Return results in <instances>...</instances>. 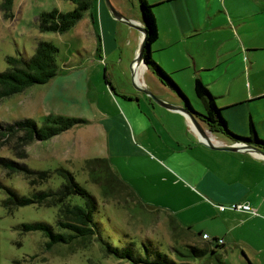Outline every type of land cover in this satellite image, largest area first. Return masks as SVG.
I'll use <instances>...</instances> for the list:
<instances>
[{"label": "rangeland", "instance_id": "1", "mask_svg": "<svg viewBox=\"0 0 264 264\" xmlns=\"http://www.w3.org/2000/svg\"><path fill=\"white\" fill-rule=\"evenodd\" d=\"M100 1L103 11L109 13L116 21L114 26L107 28L105 42L107 52L102 57L98 55L97 49L99 42L102 47L104 46L100 32L98 0L94 10V21L91 16L93 9L87 10L80 20L62 33L39 31L37 17L41 11H49L53 8L63 12L71 10L74 4L70 0H14L11 17L5 16L0 8V71L7 67L6 56H31L38 40L51 41L58 47L56 61L59 67L71 66L64 72H58L45 84H34L21 92L0 99V122L31 117L41 125L44 116L49 113L87 120L51 139L30 143L26 147L28 155L22 161L33 169H54L63 166L72 171L76 180L94 195L98 204V211L94 215L96 219L103 224V227L110 226L111 229L105 227L103 230L106 239L115 240L118 235L126 233L135 240L140 249L141 239L149 238L154 249L165 251L176 260L171 246L176 245L174 241L177 239L169 231L165 217L147 209L137 208L133 203L128 202L126 209L113 201L104 200L99 186L88 180L86 172L82 170L86 158L108 156L107 134L114 125L111 122L114 117L116 125L120 126L117 128V137L121 140L126 153L118 154L110 150L111 166L126 171L124 176L138 186V190L145 198H155L154 193L160 191L166 184L163 183L161 174L168 164L172 149L177 142L185 145L191 139L187 133L188 130L191 132V128L185 123L184 115L182 114L184 119L182 121L170 110H167L169 113L164 112V108H160L159 105H155L156 110L151 109V112L155 111L156 118L152 116V119H157L158 132H149L148 135L131 134V138L123 132L124 124L121 117L128 123L125 117L129 114L127 108L135 110L139 108V102L146 107L145 103L148 100L152 101L143 91L144 89L160 99H163L160 95H168L175 99H178V96L164 85L161 86L162 89H158V93H155L153 90L159 85V80L154 74H152L153 78L145 75L147 85L137 83V74L133 77L131 67L135 56L131 57L130 53L134 43L133 33L137 29L116 19L106 1ZM109 1L115 8L112 1ZM113 1L115 4L126 6L134 15L141 18L138 0ZM199 2L200 9L194 10L193 18L195 21H200V28L193 27L185 42H178L162 52L165 66L171 64L172 53L175 52L190 51L197 58H202L201 55H204L211 64H216L214 62L217 57L228 54L231 66L235 70L241 68L245 77L249 76L252 86H264V0H199ZM148 4L152 5L151 9L156 12L154 17L159 20L162 18L164 21L171 14L168 5L158 6L159 10L164 9L160 12L157 10L158 7L153 6L154 3L148 2ZM188 18H190L189 14ZM154 46L155 42L151 44V48ZM153 55L158 61L159 52L154 51ZM188 57L191 74L194 75L193 61L190 55ZM218 68L216 66L212 71L203 73H212ZM185 71L173 74L181 85L172 78L184 92H187L185 94L194 109L202 113L204 111L202 103L195 97L190 84L183 78ZM227 83H233L235 91L241 86L238 78L230 81L228 76L217 79L212 86L214 90H225ZM226 99L227 96L217 98L215 101L218 105ZM196 118L199 121V118ZM201 126L206 128L204 123ZM214 134L225 138L219 133ZM0 157L14 158L11 149L6 146H0ZM61 181L60 177L55 176L49 182L36 184L35 187L56 188ZM0 183L14 188L20 194L30 195L32 191L22 174H8L1 167ZM5 197V190L0 187V264L117 262L112 257H104L94 241L83 247L78 244L70 246L59 244L45 250L46 238L41 231L23 232L21 224L46 221L55 227L57 208L26 205L17 207L10 213L1 203ZM55 229L58 230L57 227ZM178 242L183 249L182 242ZM222 254L221 262H209L206 257H201L193 260L192 264H249L240 248L226 247ZM119 264L133 263L122 260Z\"/></svg>", "mask_w": 264, "mask_h": 264}, {"label": "crops", "instance_id": "2", "mask_svg": "<svg viewBox=\"0 0 264 264\" xmlns=\"http://www.w3.org/2000/svg\"><path fill=\"white\" fill-rule=\"evenodd\" d=\"M111 1L126 18L138 26L144 25L142 18H138L126 6ZM96 2L97 0H95L92 8L93 21ZM148 2L154 3V7L168 5L167 8L171 12L164 21L162 18L159 20L155 17L158 38L154 41L156 47L151 48L150 46L152 58L155 60L153 54L154 51H158L159 60L156 61V59L155 61L173 78V74L186 70L183 78L190 84L193 91L194 80L198 77L215 95V99L227 96V99L220 102L218 106L222 108L221 112L228 127L240 136H247L248 121L251 118L258 136L264 139V86H252L248 79L249 76L245 77L241 68L235 70L231 66V59L228 54L217 57L216 62H214L216 64H211V61L206 60L204 55H201L204 58H197L195 55L194 57L190 51H187L188 53H172L171 64L168 66H165L162 60L164 50L178 42H185L193 27L195 29L200 28V21H195L193 18L194 10L200 9L198 7L200 6L199 0H148ZM98 9L100 32L104 41L102 47L99 42L100 39L98 40L100 44L98 55L102 57L107 52L105 45L107 28L114 26L116 21L109 13L103 11L100 0H98ZM159 9L160 7L157 8V10ZM163 10L159 11L162 12ZM152 12L156 16V12L154 10ZM188 14L190 18H188ZM141 37L142 34L137 29L133 33L132 41L134 43L130 50L131 57L135 56ZM187 54L192 58L194 75L191 74V63ZM238 56L240 57V54ZM216 66L219 67L216 71L203 73L204 71H212ZM133 72L134 75L138 74L137 80L140 85H147L145 75L153 78L152 74H154L151 68L141 64L134 68ZM225 76H228L230 81L238 78L241 84L239 90H233V83H227L225 90H214L212 84L217 79L225 78ZM176 81L180 84L179 80ZM158 84L157 88L155 87L153 90L155 93H158V89H162L161 86L164 85L160 80ZM179 87L181 88V86ZM160 96L174 105L184 106L179 97L175 99L168 95ZM145 104L146 107H143L139 102V108H135V110L127 108L129 114L125 117L128 123L125 118L121 117L124 124L123 132L127 137L131 138V134L148 135L149 132H158L157 119H152V116H155V111L151 112V109L156 110L155 105L158 106V104L149 100ZM159 107L162 106L159 105ZM163 110L169 113L167 110L170 109L164 108ZM170 112L176 114L182 121H184L183 117L185 118V123L191 128V132L187 131L191 139L185 145L177 142L172 149L168 164L161 174V179L166 184L160 191L154 193L155 198H145L142 192L138 190V186L124 176L126 171L118 169L119 172L113 165L112 168L152 209H160L173 215L181 225L190 227L194 232L206 234L208 239L221 240L222 242L219 244H223L224 249L226 247L240 248L249 264H264V156L246 150L227 151L209 148L201 142L197 130L187 116L184 114L183 116L176 110H170ZM111 122L114 125L111 127V132L107 134L106 151L108 156H104L108 157L110 162V150H114L118 154L126 153L121 140L117 137V128L120 126L116 125L114 117ZM199 122L204 123L200 119ZM161 128L163 129L162 126ZM205 131L213 143L229 144L232 142L223 134L210 131L207 125ZM214 133H219L225 138ZM232 203H247L253 211L229 208L220 210V206L226 207Z\"/></svg>", "mask_w": 264, "mask_h": 264}, {"label": "trees", "instance_id": "3", "mask_svg": "<svg viewBox=\"0 0 264 264\" xmlns=\"http://www.w3.org/2000/svg\"><path fill=\"white\" fill-rule=\"evenodd\" d=\"M13 1H1L0 8L5 16H12ZM70 1L74 4L71 10L63 12L53 8L49 11H41L37 17L39 31L65 32L83 17L85 11L92 9L95 3V0ZM138 2L141 18L147 29L146 44H152L158 38L152 5H149L147 0H138ZM97 49L100 50L99 43ZM58 51V47L51 41L38 40L31 56H6L7 67L0 71V99L21 92L31 85L45 84L58 72L68 70L71 66H58L56 61ZM143 61L152 69L160 82L177 94L188 111L202 120L210 131L219 132L232 141H241L264 149V139L258 136L251 118L248 121L247 136H240L228 127L221 112L222 108L216 104L215 96L200 78L197 77L194 80V94L202 103L204 109L202 113L194 109L184 91L152 58L151 50L145 51ZM86 121L80 117L49 113L44 116L41 125H38L31 117L12 122H0V146L10 148L14 156V158L0 157V167L8 174H22L32 188L30 195H24L0 183V187H3L6 192V197L1 202L2 205L10 213L17 207L26 205L57 208L55 227L58 230L46 221H34L22 223V231H41L46 238L45 250L59 244L68 246L78 244L83 247L94 241L104 257H112L117 261L113 264H119L122 260H128L133 264H192L193 260L201 257H206L209 262H221L222 252L225 251L223 244H219L221 240L203 238L204 233L194 232L190 227L181 225L173 215L160 209H152L117 174L108 157L98 156L84 160L82 170L86 172L88 180L99 186L106 201H113L116 205L126 209L128 202L133 203L137 208L147 209L165 217L169 231L177 239L174 241L176 245L171 246L176 260L171 258L167 252L154 249L149 238L141 239L140 249L135 240L126 233L118 235L115 240L106 239L103 236V230L110 226L103 227V224L96 219L94 215L98 211L97 201L94 195L76 180L72 171L63 166L54 169H33L22 161L28 155L26 147L30 143L51 139L68 128ZM55 176L62 179L56 188L37 189L35 187L36 184L49 182ZM178 241L182 242L183 249L180 248Z\"/></svg>", "mask_w": 264, "mask_h": 264}, {"label": "water", "instance_id": "4", "mask_svg": "<svg viewBox=\"0 0 264 264\" xmlns=\"http://www.w3.org/2000/svg\"><path fill=\"white\" fill-rule=\"evenodd\" d=\"M106 3L109 6V9L112 13V15L118 19L121 22H124L132 27L137 28L141 34V41L138 47V50L135 54V57L131 63L132 69L136 68L138 65H145V62L143 61V57H144V53L147 50H150V46L151 44H146L147 42V29L144 25H136L134 22H132L130 19L126 18L120 11H118L117 9L113 8L112 5L110 4L109 0H105ZM133 77H134V72H133ZM143 90V89H141ZM150 98L153 102L157 103L158 105L170 109V110H176L182 114H184L185 116L188 117V119L190 120L191 124L194 126V128L197 130L198 135L201 138V142L206 145L209 148L212 149H221V150H227V151H239V150H246L248 152H254L257 153L261 156H264V149L249 144V143H245V142H241V141H232L229 144H216L213 143L212 141H210V139L208 138L206 131L204 128H202L200 122L197 120L196 116L191 113L190 111H188V109L185 106H178V105H174L168 101H165L163 99H160L158 97H156L153 93H151L149 90L144 89L143 90Z\"/></svg>", "mask_w": 264, "mask_h": 264}, {"label": "built area", "instance_id": "5", "mask_svg": "<svg viewBox=\"0 0 264 264\" xmlns=\"http://www.w3.org/2000/svg\"><path fill=\"white\" fill-rule=\"evenodd\" d=\"M225 208H229V209H232V210H242V211H253V209L251 208V206L247 203H232L228 206H220V210H224ZM203 238H207V235H203Z\"/></svg>", "mask_w": 264, "mask_h": 264}, {"label": "bare ground", "instance_id": "6", "mask_svg": "<svg viewBox=\"0 0 264 264\" xmlns=\"http://www.w3.org/2000/svg\"><path fill=\"white\" fill-rule=\"evenodd\" d=\"M142 66H143V64H142ZM137 75H138V74H137ZM137 75H136V76H137ZM140 82H141V81H140ZM137 83H139V82H137Z\"/></svg>", "mask_w": 264, "mask_h": 264}]
</instances>
